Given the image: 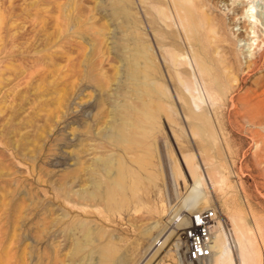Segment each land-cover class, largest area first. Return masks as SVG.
<instances>
[{"label":"rangeland","instance_id":"obj_1","mask_svg":"<svg viewBox=\"0 0 264 264\" xmlns=\"http://www.w3.org/2000/svg\"><path fill=\"white\" fill-rule=\"evenodd\" d=\"M143 1L0 0V264H210L176 218L211 209L231 264H264V0H192L188 37Z\"/></svg>","mask_w":264,"mask_h":264},{"label":"bare ground","instance_id":"obj_2","mask_svg":"<svg viewBox=\"0 0 264 264\" xmlns=\"http://www.w3.org/2000/svg\"><path fill=\"white\" fill-rule=\"evenodd\" d=\"M121 3L122 1L124 2H127L128 0H120ZM119 2V1H118ZM124 2V3H125ZM143 2H146L149 4V7H150V10L149 11L148 9H144V7L142 8L143 9V12L146 13L148 16L150 15V21H149V24L150 25H154V27H150L152 28V30H157L159 32H161L163 34V37H177L176 36V33L175 31H173L172 29H170L171 25L170 24H166L164 23L163 21L168 19L169 16H167V14H165L162 9L161 10H155L153 8V5H157V6H162V5H166L165 3L162 2V0H144ZM170 2V5L172 7V10H173V13L178 21V26L180 28V31L182 32V36H185V37H188L187 35V32L190 31L189 28L191 29V27H195L194 26V23H192V20H193V10L196 11L197 13H200V9H201V5L199 4H195L192 0H169ZM198 3V2H197ZM204 6V5H203ZM191 7V8H190ZM204 8V7H203ZM191 9V10H190ZM164 10V9H163ZM171 10V11H172ZM203 10V9H202ZM166 11V9H165ZM203 13V12H202ZM171 16V15H170ZM195 16V15H194ZM129 18V17H128ZM157 21H161L163 22L162 26H159L158 28L155 27V25L157 24ZM199 22V21H198ZM197 22V23H198ZM200 22H204L203 19H200ZM199 22V23H200ZM201 25V24H200ZM200 28V27H198ZM196 32H197V29H195ZM191 33V32H189ZM199 33V32H198ZM157 36V35H156ZM155 36V37H156ZM185 40V39H184ZM189 40V39H188ZM186 41V40H185ZM173 47V46H172ZM137 50V49H136ZM143 52V51H142ZM179 58L180 56H178L176 53H174L173 51L170 52V59H171V64L176 67L178 64H179ZM138 60V59H137ZM199 60V59H198ZM159 61V60H158ZM140 62V61H138ZM201 63V62H200ZM134 65H136L134 63ZM146 65V64H145ZM137 66V65H136ZM138 66H140L138 64ZM137 66V67H138ZM200 73V72H198ZM201 74V73H200ZM209 74V73H208ZM135 73H134V70L131 69V76H134V79L135 80ZM209 77V76H208ZM179 79V78H178ZM183 82V81H182ZM104 84V83H103ZM180 84V83H179ZM156 85V84H155ZM158 86V85H157ZM183 86V85H182ZM184 87H185V84H184ZM106 90V89H105ZM103 91V90H102ZM141 91V90H140ZM135 92V85H131V87L129 88V90L127 92L124 91V93L128 94V95H132L133 93ZM146 93V92H145ZM148 96V94H146ZM143 96V95H142ZM146 96V97H147ZM136 98V97H134ZM139 99V98H138ZM128 100V99H127ZM258 100V99H257ZM128 102V101H127ZM141 102V101H140ZM245 102V101H244ZM262 102L264 103V99H262ZM145 103V104H144ZM129 104V103H128ZM132 104V103H131ZM255 104V103H254ZM130 105V104H129ZM128 105V106H129ZM133 106V105H132ZM126 107V106H125ZM124 107V108H125ZM131 107V106H129ZM241 107V106H240ZM123 108V107H122ZM123 108V109H124ZM250 108V107H249ZM149 109V110H148ZM152 109H158L160 110V107H159V104L157 102H152L151 100H147V103H146V100L145 101H142V104H136L134 105V108L133 109H128V108H125L123 112H115L113 113V119L114 121H121V120H125L127 119V121L129 119H135V117L138 118L135 110H144L145 113H147L146 116L148 115H151V110ZM121 110V109H120ZM119 110V111H120ZM255 110V109H254ZM103 111V110H102ZM86 112V111H85ZM143 113V112H142ZM139 114V113H138ZM144 114V113H143ZM243 115V113H242ZM140 116V114H139ZM116 117V119H115ZM261 117V116H260ZM103 118V117H102ZM245 119V118H244ZM249 122H251V124H254V118L253 117H250L248 118ZM130 121V120H129ZM257 121V120H256ZM125 122V121H124ZM138 122V121H137ZM258 122V121H257ZM122 123V125L125 126V124H123V122H120ZM132 125H128V126H134L133 123H131ZM120 125V124H119ZM127 125V123H126ZM138 125V124H137ZM117 127V125H116ZM137 126L133 127L134 129L136 128ZM126 127H124L125 129ZM126 130V129H125ZM131 131V129H130ZM254 133V132H253ZM122 134L125 135V133L123 131H118V137H120ZM129 134V139L131 140V136H130V133ZM258 135V134H256ZM262 139V138H261ZM123 142V141H122ZM127 142V140H126ZM130 142V141H129ZM128 142V143H129ZM125 144V143H124ZM263 147H264V141L261 142V144ZM261 146V147H262ZM260 150V149H259ZM76 174V173H75ZM77 175V174H76ZM89 175V173H88ZM191 177L193 178V184L192 186H190L188 188V193H191V194H195V191H196V188L199 186L197 180H195V171H191ZM83 178V177H82ZM82 178L80 179V177L77 178L78 182H82ZM72 180V179H71ZM73 182V181H72ZM97 185L99 186L100 184H102L101 180L100 182H96ZM99 189V188H98ZM83 191H79L78 194L74 195V197H76V201L78 204L80 205H84V204H87V203H91V202H97L98 199H104V197L106 195H108L110 193V188H106V189H99V191H92V192H88L85 194V192ZM73 197V199H74ZM72 198V197H71ZM204 211V210H202ZM198 212H201V211H198ZM197 212H194L192 213L190 216L189 215H179L176 219L179 221L180 224L187 226L188 225V222H189V219L190 217L195 214ZM189 216V217H188ZM218 219V218H217ZM237 219H233V228H234V234H235V244H236V247L237 249L239 250V256L241 258V261L244 262L245 260V257H246V253H247V247L248 245L250 244V241L249 239L246 237V230L244 229V226L243 225H239L237 222H236ZM217 222V220L215 221V223ZM213 225L212 227V231H213V237H212V244H211V249H212V254L214 253L215 255L212 257L211 259V262L210 264H231L232 262V250H231V246L230 244L225 240L222 232H221V228L218 224H215ZM184 227L181 229V240H182V243H183V249H184V240H183V237H182V231L184 229ZM44 230V229H43ZM237 251V250H236ZM211 254V256H212ZM184 256H185V249H184ZM210 256V257H211ZM264 256V255H263ZM186 259V257H185ZM187 260V259H186ZM208 260V259H207ZM247 261V260H246ZM189 262V261H188ZM201 262V261H198V263ZM191 263V262H189ZM195 263V262H194Z\"/></svg>","mask_w":264,"mask_h":264},{"label":"built area","instance_id":"obj_3","mask_svg":"<svg viewBox=\"0 0 264 264\" xmlns=\"http://www.w3.org/2000/svg\"><path fill=\"white\" fill-rule=\"evenodd\" d=\"M218 216L214 209L193 214L182 231L185 257L191 263L205 261L212 254V227Z\"/></svg>","mask_w":264,"mask_h":264}]
</instances>
